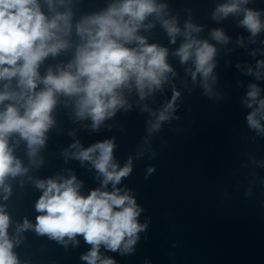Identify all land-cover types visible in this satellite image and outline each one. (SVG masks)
Masks as SVG:
<instances>
[{
  "label": "water",
  "instance_id": "water-1",
  "mask_svg": "<svg viewBox=\"0 0 264 264\" xmlns=\"http://www.w3.org/2000/svg\"><path fill=\"white\" fill-rule=\"evenodd\" d=\"M113 2L71 0L74 21L106 10ZM155 2L164 7L147 17L138 34L147 43L168 50L166 62L172 71L166 73L159 89L145 99L135 88L125 90L131 107L120 108L98 129L92 128L91 119H77L72 103L66 106L61 97L44 145L35 156H29L26 141L18 145L13 143L18 137L10 141L13 155L27 169L6 178L10 194L0 188V207L10 218L8 234L19 264H88L81 257L92 245L82 234L60 241L37 233L35 227L17 229L25 220L34 226L41 214L35 207L42 195L37 181L74 176L84 196L95 189L113 191L111 182L102 188L104 177L92 161L73 155L105 140L113 141L114 162L120 168L131 159L132 171L116 188L135 199L141 210L137 221L146 227L137 233L130 251L123 246L113 251L101 244V260L112 259L114 264H264V119L256 117L260 129L247 120L258 107L248 106L250 86L259 89L258 100L264 99V66L258 67L264 61V28L253 36L240 23L246 9L259 13L264 25V0H247L240 11L226 17L214 13L233 0ZM43 10L48 11L46 6ZM164 20H174L180 29L175 43ZM188 23L200 29L192 33L194 38L216 49L207 80L210 91L200 73L193 79L194 58L182 63L175 54L185 42ZM214 30H222L227 42L213 39ZM72 39H76L74 33ZM73 55L74 49H69L48 57L41 74L49 66L55 70L57 64L67 63ZM174 92L179 95L169 119L149 132ZM76 142L80 148L71 147Z\"/></svg>",
  "mask_w": 264,
  "mask_h": 264
},
{
  "label": "clouds",
  "instance_id": "clouds-1",
  "mask_svg": "<svg viewBox=\"0 0 264 264\" xmlns=\"http://www.w3.org/2000/svg\"><path fill=\"white\" fill-rule=\"evenodd\" d=\"M246 3L247 0H233L220 5L214 16L226 17L240 11V5ZM70 5L71 0H43V3L41 0H0V188L9 194L6 178L27 171L13 155L10 141L13 137H18L13 141L17 145L20 140L26 141L29 156H35L44 145L45 133L54 122L52 113L61 97L66 106L72 103L77 119H91L92 128L98 129L117 110L131 107L125 99V90L135 88L139 97L145 99L162 86L166 73L172 71L166 62L168 50L147 43L146 38L138 34L145 27L143 22L147 17L159 14L163 5H157L155 0H114L106 10L76 21ZM45 6L47 12L43 10ZM61 6L63 11L59 10ZM244 11L240 23L255 36L264 28L259 13ZM163 25L171 42L175 43L180 33L176 22L164 20ZM185 27V42L175 54L182 63L194 58L193 79L200 73L204 87L210 91L207 80L214 67L216 49L192 36L199 28L191 23ZM212 36L217 41L227 42L228 39L222 30H214ZM133 44L135 46H130ZM69 49H74L71 60L57 64L55 70L49 66L41 74V65L48 57L55 58ZM260 66H264V61L258 62ZM250 89L248 106L257 104L258 107L247 120L251 127L260 129V120L256 117L259 114L264 119V99H257L259 89L255 85ZM178 95L174 92L172 100L150 125L149 132L158 130L161 122L169 119ZM145 110L148 109L145 107ZM71 147L80 148L79 142ZM113 148V141L105 140L73 153L78 159L92 161L104 177L102 188L111 182L113 191L95 189L84 196L74 176L62 181L54 178L37 181L42 195L35 207L41 214L34 226L25 220L17 231L35 227L37 233L60 241L65 236L72 239L82 234L92 245L81 257L88 264H114L112 259H100L101 244L113 251L121 246L130 251L137 233L146 225L137 221L141 210L135 199L116 188L121 179L130 174L132 165L129 159L120 168L114 162ZM9 225L10 218L0 207V264H19L9 238Z\"/></svg>",
  "mask_w": 264,
  "mask_h": 264
}]
</instances>
